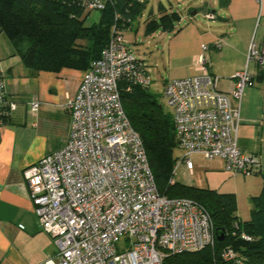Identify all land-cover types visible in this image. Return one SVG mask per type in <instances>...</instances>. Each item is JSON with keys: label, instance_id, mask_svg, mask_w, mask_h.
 <instances>
[{"label": "built area", "instance_id": "2783aa9c", "mask_svg": "<svg viewBox=\"0 0 264 264\" xmlns=\"http://www.w3.org/2000/svg\"><path fill=\"white\" fill-rule=\"evenodd\" d=\"M108 1L72 3L86 12L103 9ZM205 17L212 20L214 14ZM123 25H112L107 45L75 94L60 106L70 112L65 145L24 169L34 213L56 248L39 264H162L167 253L198 251L215 243L213 219L205 207L188 197L159 193L143 142L122 107L121 82L144 88L152 84L124 37ZM207 49L203 45L198 56L197 74L162 85L178 139L172 173L179 166L191 171V155L200 154L206 160L220 157L230 174H262L264 152H245L238 145L241 100L252 74L245 66L232 76V88L221 91L219 77L206 66ZM246 55L247 64L264 68V43L251 39ZM16 107L0 68V131ZM39 107V100L29 103L32 113ZM221 258L244 264L229 246L221 250Z\"/></svg>", "mask_w": 264, "mask_h": 264}, {"label": "crops", "instance_id": "0c3cea01", "mask_svg": "<svg viewBox=\"0 0 264 264\" xmlns=\"http://www.w3.org/2000/svg\"><path fill=\"white\" fill-rule=\"evenodd\" d=\"M182 1L187 8L178 12L174 29L161 30V36L165 35L163 56L186 68L187 75L181 77H188L199 72L197 59L203 53V45H207L206 66L219 77L218 88L224 92L232 88L234 73L246 66L252 80L241 100L238 145L245 152H264V68L246 63L250 40L264 43V0ZM207 13L214 14V18L207 19ZM140 19L124 29V36L127 32L136 33ZM4 72L17 107L0 131V264H39L53 256L56 248L34 213L23 172L25 167L65 145L70 133V112L60 106L75 94L85 71L65 67L32 73L24 65L18 74L10 67ZM32 100L40 101L37 113L29 111ZM193 169L194 162L192 170L184 172L191 176ZM183 184L196 186L192 182Z\"/></svg>", "mask_w": 264, "mask_h": 264}, {"label": "trees", "instance_id": "16d2710c", "mask_svg": "<svg viewBox=\"0 0 264 264\" xmlns=\"http://www.w3.org/2000/svg\"><path fill=\"white\" fill-rule=\"evenodd\" d=\"M145 4V0H110L105 8L97 10L98 20L85 25L89 11L84 12L72 0H0V32L8 36L15 48L13 53L32 73L65 67L86 71L107 45L112 25L124 22V29L131 27L142 17ZM178 19L177 12H167L158 21L147 22L146 32L154 27L172 31ZM23 38L29 44L25 50L19 47ZM119 91L122 107L143 142L159 193L170 198H191L213 219V246L167 253L162 264H231L221 258V250L227 246L244 258V264H264V184L259 194L250 197V219L242 221L233 192L220 193L175 180L172 171L178 139L172 116L157 103L150 87L121 82ZM262 176L264 181V172Z\"/></svg>", "mask_w": 264, "mask_h": 264}, {"label": "rangeland", "instance_id": "374dc122", "mask_svg": "<svg viewBox=\"0 0 264 264\" xmlns=\"http://www.w3.org/2000/svg\"><path fill=\"white\" fill-rule=\"evenodd\" d=\"M146 4L142 9V17L138 23V29L131 33H125V39L132 49L135 56H141L147 71L150 73L151 82L150 91L155 94L157 103L160 104L164 111L169 112L166 100L162 96L161 89L163 80L167 81L171 78L187 75V69L173 61L170 63L163 56L161 28L154 29L146 33V23L152 20L158 21L161 15L167 12H183L187 8L182 0H145ZM86 24L98 20V11H89ZM199 16V14H197ZM200 18V17H199ZM19 47L25 50L28 47V42L23 38L19 40ZM83 42V41H82ZM84 43V42H83ZM131 43V44H130ZM133 43V44H132ZM15 48L10 39L5 33L0 32V55L2 56L0 68L4 71L8 67L18 74L24 64L20 57L14 54ZM179 151L175 150L177 156ZM194 162L193 175L184 172V166H179L174 173L175 180L186 183L192 182L196 186L204 188H212L218 192H233L236 194L237 215L242 220L250 219V197L259 194L263 188L262 174L254 176L242 174H230L222 171L224 162L219 158L206 160L202 155L196 154L190 157Z\"/></svg>", "mask_w": 264, "mask_h": 264}, {"label": "water", "instance_id": "95a60500", "mask_svg": "<svg viewBox=\"0 0 264 264\" xmlns=\"http://www.w3.org/2000/svg\"><path fill=\"white\" fill-rule=\"evenodd\" d=\"M218 240H221L222 238H217Z\"/></svg>", "mask_w": 264, "mask_h": 264}]
</instances>
